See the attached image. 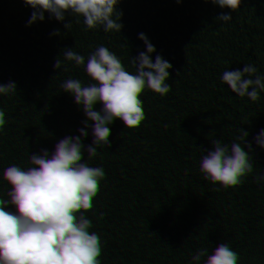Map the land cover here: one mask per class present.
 <instances>
[{"label": "trees", "instance_id": "obj_1", "mask_svg": "<svg viewBox=\"0 0 264 264\" xmlns=\"http://www.w3.org/2000/svg\"><path fill=\"white\" fill-rule=\"evenodd\" d=\"M0 264H264V0H0Z\"/></svg>", "mask_w": 264, "mask_h": 264}, {"label": "clouds", "instance_id": "obj_2", "mask_svg": "<svg viewBox=\"0 0 264 264\" xmlns=\"http://www.w3.org/2000/svg\"><path fill=\"white\" fill-rule=\"evenodd\" d=\"M10 119L13 124L20 129H23L29 123L28 114L25 111L16 107H13V109L11 110Z\"/></svg>", "mask_w": 264, "mask_h": 264}]
</instances>
